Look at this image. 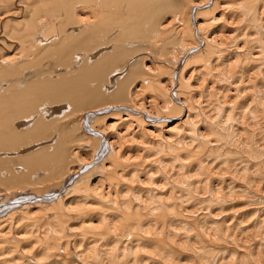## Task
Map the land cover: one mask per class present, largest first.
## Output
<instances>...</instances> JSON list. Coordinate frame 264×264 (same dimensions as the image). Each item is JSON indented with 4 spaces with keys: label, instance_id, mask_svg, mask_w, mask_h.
<instances>
[{
    "label": "bare ground",
    "instance_id": "bare-ground-1",
    "mask_svg": "<svg viewBox=\"0 0 264 264\" xmlns=\"http://www.w3.org/2000/svg\"><path fill=\"white\" fill-rule=\"evenodd\" d=\"M0 264H264V0H0Z\"/></svg>",
    "mask_w": 264,
    "mask_h": 264
},
{
    "label": "rangeland",
    "instance_id": "rangeland-1",
    "mask_svg": "<svg viewBox=\"0 0 264 264\" xmlns=\"http://www.w3.org/2000/svg\"><path fill=\"white\" fill-rule=\"evenodd\" d=\"M63 192H64V193H63ZM63 192H62V195H64V194H65V191H63Z\"/></svg>",
    "mask_w": 264,
    "mask_h": 264
}]
</instances>
